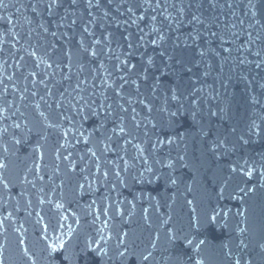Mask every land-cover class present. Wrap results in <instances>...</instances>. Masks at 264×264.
Returning a JSON list of instances; mask_svg holds the SVG:
<instances>
[{"label":"water","instance_id":"water-1","mask_svg":"<svg viewBox=\"0 0 264 264\" xmlns=\"http://www.w3.org/2000/svg\"><path fill=\"white\" fill-rule=\"evenodd\" d=\"M0 264H264V0H0Z\"/></svg>","mask_w":264,"mask_h":264},{"label":"snow or ice","instance_id":"snow-or-ice-1","mask_svg":"<svg viewBox=\"0 0 264 264\" xmlns=\"http://www.w3.org/2000/svg\"><path fill=\"white\" fill-rule=\"evenodd\" d=\"M53 3H55V0H53ZM73 3H75V0H73ZM49 7H51V5H49Z\"/></svg>","mask_w":264,"mask_h":264}]
</instances>
